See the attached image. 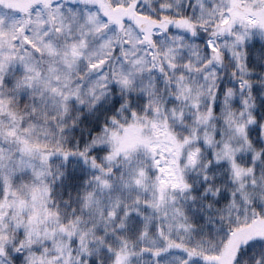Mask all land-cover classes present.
I'll list each match as a JSON object with an SVG mask.
<instances>
[{
    "label": "snow or ice",
    "instance_id": "snow-or-ice-1",
    "mask_svg": "<svg viewBox=\"0 0 264 264\" xmlns=\"http://www.w3.org/2000/svg\"><path fill=\"white\" fill-rule=\"evenodd\" d=\"M0 264H264V0H0Z\"/></svg>",
    "mask_w": 264,
    "mask_h": 264
}]
</instances>
